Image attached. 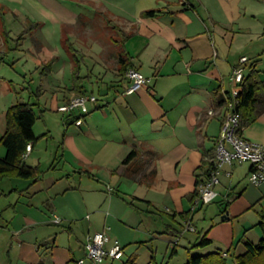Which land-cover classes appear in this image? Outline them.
I'll list each match as a JSON object with an SVG mask.
<instances>
[{"label": "crops", "instance_id": "obj_1", "mask_svg": "<svg viewBox=\"0 0 264 264\" xmlns=\"http://www.w3.org/2000/svg\"><path fill=\"white\" fill-rule=\"evenodd\" d=\"M73 5L86 10L65 0H0V137L11 105L36 107L41 126L36 129L35 121L38 139L30 143L25 163L42 171L36 179H0V264H76L86 238L103 229L108 233L106 224L123 247L121 264L129 258L135 264L141 253L153 252L150 240L151 246L164 241L165 250L176 249L183 238L192 246L197 239L185 237L181 213L194 202L188 195L195 176L206 169L199 170L202 160L214 153L223 105L218 98L231 89L229 75L240 57L249 60L245 77L253 65L264 85V0H83ZM152 9L161 12L142 15ZM90 10L99 11L118 39L110 31L103 42L91 34L75 40L72 28L81 14L91 21ZM89 43L99 49L93 53ZM119 55L151 79L146 87L124 92L128 80L118 71ZM15 85L35 102L14 96ZM78 94L94 95L97 102L75 126L77 114L64 115L57 107ZM52 116L59 132L48 121ZM252 126L242 137L264 143V105ZM132 149L137 155L123 164ZM243 164L224 166L231 176L220 177L226 194L234 188L243 200L238 211L264 197V183L238 188L234 176L242 177ZM132 198L149 204L135 202L140 211L135 210L127 203ZM154 211L169 221L156 225ZM238 211L228 208L227 218H217L207 234L212 244L239 249L236 255L245 250L239 243L233 246L230 218ZM126 243L133 245L129 253Z\"/></svg>", "mask_w": 264, "mask_h": 264}, {"label": "built area", "instance_id": "obj_2", "mask_svg": "<svg viewBox=\"0 0 264 264\" xmlns=\"http://www.w3.org/2000/svg\"><path fill=\"white\" fill-rule=\"evenodd\" d=\"M248 61L247 57H240L238 63L231 69L229 79L232 87L225 96V102L221 105L220 133L214 145L213 156L210 158L212 166L199 178L196 186L197 196L191 205L190 213L195 212L202 205L212 203L217 198L216 187L220 184L221 175L231 176L230 170H223L224 166L247 162L250 165L246 175L249 184L260 186L264 183V143H253L242 137L239 132V117L235 111ZM125 77L128 80L125 93L139 91L151 81L135 67L128 68ZM96 102L97 98L94 95L78 94L59 105L57 111L67 116L77 114L74 116L73 123L75 126H80L83 116L90 112L89 104ZM213 112L211 109L208 114L213 115ZM30 150L31 144L28 143L23 153L24 158ZM54 221L59 222L60 219L55 218ZM183 228L184 231H196L192 217L184 221ZM83 249L84 255L76 260V264H102L105 260H119L124 254L123 247L117 241L111 240L106 229L89 235L84 242Z\"/></svg>", "mask_w": 264, "mask_h": 264}, {"label": "trees", "instance_id": "obj_3", "mask_svg": "<svg viewBox=\"0 0 264 264\" xmlns=\"http://www.w3.org/2000/svg\"><path fill=\"white\" fill-rule=\"evenodd\" d=\"M160 10H146L142 13L144 17H153L159 14ZM70 49L73 50L70 46ZM132 65L124 55L118 56V71L120 75H125L128 68ZM257 72L250 66L249 74L244 78L240 92L238 94V103L235 106V111L239 117V132L242 133L243 129L250 123L254 122L264 105V85L257 77ZM74 79L77 81V72H74ZM220 95L218 98V103L223 104L226 100V95ZM38 117L36 116L31 103L27 102H17L11 105L5 115L6 128L3 135L0 137V144L5 149L4 156H0V179L3 177H16L21 179H36L41 174L42 171L39 166H29L25 163V158L23 153L25 152L26 145L28 143H34L38 137L33 133V125ZM137 155V151L132 149L126 158L123 160V164L127 163L130 159ZM206 166V169L203 170ZM212 166L210 160H202L199 167L200 174L195 176L194 190L188 195L190 201H194L197 196L196 186L198 184L199 178L207 173ZM233 188L229 189L226 197L229 198L232 194ZM238 196V195H236ZM135 202H145L147 201L139 200L137 198H132V200L127 203L134 207L135 210L140 211V208L135 206ZM229 202L228 199L224 203V207L219 210V215L224 214L227 211ZM201 207V206H200ZM200 207L193 213L190 210L185 213H181V216L188 219L200 209ZM259 226L261 238L257 243H252L248 240L243 241L245 250L243 253L234 257L236 264H264V211L259 213V221L256 224ZM208 230L197 237V241L194 242L191 248H204L212 244V240L207 238ZM173 253H176L175 247L172 249ZM153 254V252H152ZM151 254V255H152ZM153 259V256H151ZM135 259L129 258L123 264H134ZM185 264H228L227 259L223 256L220 250L211 251L205 254L190 255Z\"/></svg>", "mask_w": 264, "mask_h": 264}, {"label": "rangeland", "instance_id": "obj_4", "mask_svg": "<svg viewBox=\"0 0 264 264\" xmlns=\"http://www.w3.org/2000/svg\"><path fill=\"white\" fill-rule=\"evenodd\" d=\"M68 1H69V4L72 5L76 10H79L80 12H83L84 10H86V9L83 10L82 8L79 9L77 6L73 5V3L74 4H79V3L82 4L83 0H65V2H67V3H68ZM88 12H89V10H88ZM90 13L93 15L94 14L93 10H90ZM94 15H95L94 18L91 19V21L86 20V18H84V14H81L78 17L77 22L71 31V33L74 34V36H75V40H77L78 36H79L80 40H83L82 37L86 38L89 34H91V36L95 35L98 38L99 42H103L102 39H105L106 37H108V33L110 31L114 36L113 38L118 39V35L116 33H113V31L116 32L115 29L111 28L109 25H107L105 23L103 18L101 16H99V11H98V14H94ZM106 44L109 45L108 42H106ZM88 46H89V50L92 51L93 53L99 49V48L93 46L92 43H89ZM107 49H108L107 55L110 56L111 53L113 55V51H112L113 48H111V46H110ZM109 59H112V61L114 60L113 58H110V57H109ZM114 63L115 62L113 61L112 65ZM20 84H23V83L20 82ZM15 86L17 88L19 87L18 85H15ZM230 86L232 87V85H230ZM87 88L92 89L91 87H87ZM94 89H95L94 90L95 94H98V92L96 91V87ZM32 90L35 91V88L33 87ZM16 92L17 93L13 94V95L14 96L21 95L22 98L20 100H22V101L23 100L24 101L30 100L29 102H35V97H29L28 93L26 92V89H21L19 87L18 89H16ZM18 92H19V94H18ZM263 92H264V89H263ZM32 108L34 109V112H35L36 116L38 117L36 120V129H37L38 127L41 126V122L39 119V112H38V109L36 107H32ZM51 113L53 114V112H51ZM58 116L59 115H57V117ZM51 118H55V117L52 116V117H50V119H48L49 123H51V126L53 128V132H55V133L59 132V131H57V130H59V127L57 125L58 123L53 122ZM254 122H252L248 126H246L245 130L247 128H250L254 124ZM245 133H246V131H245ZM249 141H251V140H249ZM251 142L260 144V142H254V141H251ZM210 156L212 157L213 154H211ZM56 163H58V162H56ZM247 165H248V163L245 162L242 165L241 171L239 172V175L241 174L242 177H238L236 175L234 176L235 182L237 179L240 180V181H238V184H239L238 188H242L243 186H246L248 188L251 187V184L249 185L247 178L242 175V172L245 171ZM224 182H225V180L221 179L220 184L216 187L217 191H219V190L223 191L224 190V189H222V185L224 184ZM247 183L249 186L247 185ZM233 190H234V188H233ZM223 195L224 196L226 195L225 190L223 191ZM223 195L219 194L217 196V198L212 203H210L208 205H204V206L202 205L200 207V209L195 214V220L193 222L197 226L199 231H195V232L186 231V232H188L187 234H185L186 238L191 239L192 242L195 241V239H197V237L199 235L204 234L208 230V228L212 225V223L217 218L220 219L221 215L218 214L219 210L224 207V203L226 202L227 199L229 202V205H228L229 210H231L232 212H235V210L238 211V207L243 202V200L240 201V198H238L235 193L234 194L232 193L229 198H227L226 196L223 197ZM159 209H162V208L159 207ZM261 211H264V197H262V199L259 202L254 203V205H252L250 208L238 211L234 216H232L230 218L231 223H232V227H233V237H234L233 238V246H237V244L239 243V246L241 247V250H242V248L244 247V245H243L244 240H248L252 243H257L259 241V239L261 238V233H260L259 226L256 224L259 221V213ZM154 213H155V215L159 214L157 217L154 218L156 225H157L158 221L166 222V223L169 221L166 214L164 215L163 213H158L156 211H154ZM159 218H160V220H159ZM146 222H147L146 220L143 221L144 224H146ZM144 224H142V225H144ZM173 226H174V224H173ZM106 227L109 228V230H108L109 237L115 241V239H113L111 237L112 231H110L111 230L110 224H106ZM176 240H175V242H176ZM152 241L153 240H150L148 242V248L149 249L152 248L153 254H152V252H150L149 254L147 252L141 253L137 257L135 264H185L190 255L205 254L207 252L218 251V250H220L222 252L223 256L227 259L228 264H236L234 261V257L237 256L236 254L241 252L239 249H236L237 251L233 252L232 251L233 248L230 251L226 250L227 247H225V245H223V243H221V242H219V243L215 242V243H213L207 247H204V248H198V247L191 248V246L187 244V241L185 240V238H183L180 242L181 245L176 247L177 252L173 253L171 248L168 250H165L166 243H164V241H161L160 243L155 241V243H153V245L151 246ZM126 244H128V246L126 247V252L129 253L132 250L131 247L133 245H130L129 243H126ZM156 244L158 245L157 250H155ZM186 247H187V249H186ZM151 256H153V259H151ZM113 264H121V262L116 260Z\"/></svg>", "mask_w": 264, "mask_h": 264}, {"label": "water", "instance_id": "obj_5", "mask_svg": "<svg viewBox=\"0 0 264 264\" xmlns=\"http://www.w3.org/2000/svg\"><path fill=\"white\" fill-rule=\"evenodd\" d=\"M227 218V212H225L222 216H221V220H224V219H226Z\"/></svg>", "mask_w": 264, "mask_h": 264}]
</instances>
